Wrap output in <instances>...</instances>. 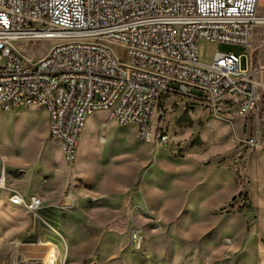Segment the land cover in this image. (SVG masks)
Listing matches in <instances>:
<instances>
[{"label": "rangeland", "instance_id": "374dc122", "mask_svg": "<svg viewBox=\"0 0 264 264\" xmlns=\"http://www.w3.org/2000/svg\"><path fill=\"white\" fill-rule=\"evenodd\" d=\"M257 10L264 14L263 0L258 1ZM52 43L44 39L17 45L37 59ZM114 49L123 59L124 51ZM199 49L206 62L215 51L242 56L240 68L248 69L250 81L257 86L258 99L252 110L241 113L234 102L213 113L197 91L194 95L168 94L158 117L170 139L167 145H159L154 140L140 141L134 124L122 125L110 110L97 109L79 140L76 161L67 164L53 157L51 164L63 170L62 181L68 182L62 197L79 192L94 198L137 197L143 183L150 188L151 168L156 163L163 166L165 184L172 179L171 164L185 163L194 190L200 184L211 186L219 174L225 187L221 198L227 200L207 215L204 235L188 243L180 239L182 251L174 254L172 246L178 242L179 230L171 219L156 218L143 204L145 231L142 226L135 229L142 234L140 248L131 243L132 229H128L120 238L125 245L120 252L112 251L109 233L102 236L99 247L77 249L72 219L55 227L42 209L35 216L12 204L11 192L0 188V264H69L77 260L81 264H100V260L101 264H264V24L254 28L249 50L233 43L206 41H199ZM247 139L253 142L247 144ZM56 146L42 106L20 104L8 111L0 109V154L6 174L15 171L12 182L28 185ZM6 183L10 186L11 181L6 178ZM97 184L106 186L98 189ZM31 194L41 198L38 192L25 196ZM62 197L52 205H61Z\"/></svg>", "mask_w": 264, "mask_h": 264}, {"label": "built area", "instance_id": "2783aa9c", "mask_svg": "<svg viewBox=\"0 0 264 264\" xmlns=\"http://www.w3.org/2000/svg\"><path fill=\"white\" fill-rule=\"evenodd\" d=\"M258 1L0 0V109L42 106L67 164L76 161L83 125L97 109L134 124L140 141L159 145L170 139L158 117L168 94L197 91L210 112L236 102L247 113L258 92L240 68L242 56L215 51L206 62L199 41L249 50L254 28L264 24ZM44 39L53 43L37 59L17 45ZM0 178L10 202L36 216L42 198L11 189L2 154ZM130 241L140 248L142 234L132 229Z\"/></svg>", "mask_w": 264, "mask_h": 264}, {"label": "crops", "instance_id": "0c3cea01", "mask_svg": "<svg viewBox=\"0 0 264 264\" xmlns=\"http://www.w3.org/2000/svg\"><path fill=\"white\" fill-rule=\"evenodd\" d=\"M57 145L50 149L43 160L42 167L36 169L33 180L28 185L12 182L15 171L10 169L6 174V166L5 177L11 181V189L19 191L26 199L30 197V195L25 196L27 192L40 193L42 215L50 216V221L55 227L66 225L67 218L72 219L75 227L74 243L77 249H95L99 247L102 236L109 233L110 242L114 243L112 251L125 250V245H121L120 238L128 233V229L144 227L145 221H142V217L144 216L143 220H146V215L142 208L143 204H146L149 210L155 213L156 218L171 219L172 225L179 230L177 232L178 242L172 246V252L175 254L182 251L180 250V239L184 238L185 242H189L194 237L204 235L207 215L209 216L213 208L227 200L221 198L225 187L220 181L219 174L211 186L205 187L204 184H200L194 190L190 180L191 170L182 162L171 164L172 179L166 184L162 164H154L155 167L151 168L153 172L150 173V183H152L150 188L143 183L137 197L126 195L118 199L116 197L94 198L87 197L83 192L74 193L76 196L70 193L62 197L61 193L68 187V182L62 181L63 170L51 164L53 157L63 159L58 142ZM101 186L106 185L97 184L95 187L99 189ZM60 197H62V204L52 205ZM65 201L70 202L69 205H65ZM71 205H75V208H69ZM144 228L143 231H145ZM69 264L81 263L77 260ZM108 264H114V261Z\"/></svg>", "mask_w": 264, "mask_h": 264}, {"label": "bare ground", "instance_id": "6f19581e", "mask_svg": "<svg viewBox=\"0 0 264 264\" xmlns=\"http://www.w3.org/2000/svg\"><path fill=\"white\" fill-rule=\"evenodd\" d=\"M91 115V114H90ZM90 115L87 117V119H86V121H85V123H84V125H83V128H82V131H81V136H80V138L82 139L83 138V136L85 135V133H86V130H87V126L88 125H90V124H88L89 122H90V119H91V117H90ZM24 121V120H23ZM18 122V121H17ZM21 122V121H20ZM23 124H25V123H23ZM23 124H21V125H23ZM13 127H14V125H13ZM24 127V126H23ZM98 128V127H97ZM22 130V129H21ZM20 130V131H21ZM94 130H96V129H94ZM94 130H91L90 132H92V131H94ZM18 131V130H17ZM89 131V130H88ZM97 133H98V131H97ZM10 136V135H9ZM17 136V135H16ZM88 136V135H87ZM95 136V135H94ZM8 137V136H7ZM88 139V138H87ZM80 140V139H79ZM90 140V139H89ZM105 140V139H104ZM11 141V140H10ZM86 141V140H85ZM100 142V141H99ZM82 143V142H81ZM88 143V142H87ZM94 143V142H93ZM89 144V143H88ZM18 147H19V145H18ZM166 153H169V152H166ZM19 155V154H18ZM89 159V158H88ZM8 164V163H7ZM74 167V166H73ZM71 168H72V166H71ZM73 169V168H72ZM75 169V168H74ZM76 171H77V169H75ZM76 171H74L75 173H76ZM71 172V171H70ZM74 172H73V174H74ZM83 173V172H82ZM82 173H80V174H82ZM73 176V175H72ZM5 181H6V177L5 178H3ZM0 181H2V178H0ZM3 210V209H2ZM7 212V211H6ZM8 213V212H7ZM12 214V213H11ZM37 215V214H36ZM264 256V255H263Z\"/></svg>", "mask_w": 264, "mask_h": 264}]
</instances>
